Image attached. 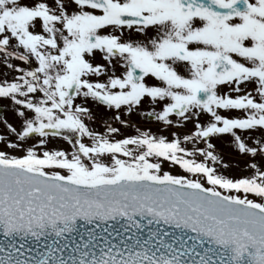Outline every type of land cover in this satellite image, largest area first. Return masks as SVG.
<instances>
[{
    "label": "snow or ice",
    "instance_id": "obj_1",
    "mask_svg": "<svg viewBox=\"0 0 264 264\" xmlns=\"http://www.w3.org/2000/svg\"><path fill=\"white\" fill-rule=\"evenodd\" d=\"M0 264H264V0H0Z\"/></svg>",
    "mask_w": 264,
    "mask_h": 264
}]
</instances>
